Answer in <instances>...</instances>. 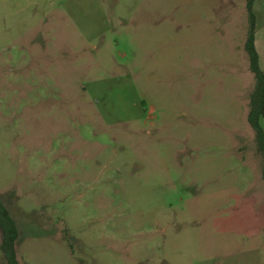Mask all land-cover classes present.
<instances>
[{"label":"rangeland","instance_id":"obj_1","mask_svg":"<svg viewBox=\"0 0 264 264\" xmlns=\"http://www.w3.org/2000/svg\"><path fill=\"white\" fill-rule=\"evenodd\" d=\"M249 30L247 0H0L23 264H264Z\"/></svg>","mask_w":264,"mask_h":264},{"label":"trees","instance_id":"obj_2","mask_svg":"<svg viewBox=\"0 0 264 264\" xmlns=\"http://www.w3.org/2000/svg\"><path fill=\"white\" fill-rule=\"evenodd\" d=\"M255 0H247V9L250 18V30L245 48L250 56L251 70L256 76V87L251 96L250 112L248 120L255 130L258 153L263 156L264 174V128L262 118L264 117V70L261 66L260 54L256 45L257 16L254 11ZM14 201V194L0 197V228L3 232V240L0 249L3 253L4 264H23L18 255V241L20 238L19 224L10 210Z\"/></svg>","mask_w":264,"mask_h":264},{"label":"crops","instance_id":"obj_3","mask_svg":"<svg viewBox=\"0 0 264 264\" xmlns=\"http://www.w3.org/2000/svg\"><path fill=\"white\" fill-rule=\"evenodd\" d=\"M256 45H257V38H256ZM257 49H258V46H257ZM259 52V51H258ZM260 54V53H259ZM261 59H262V57H261V55H260V61H261ZM262 66V65H261ZM261 122H262V125H263V128H264V117L262 118V120H261Z\"/></svg>","mask_w":264,"mask_h":264}]
</instances>
